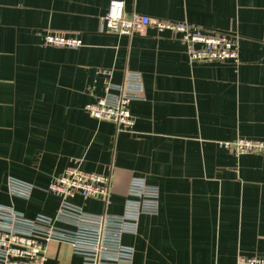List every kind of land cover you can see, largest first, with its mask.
Instances as JSON below:
<instances>
[{"label": "crops", "instance_id": "crops-1", "mask_svg": "<svg viewBox=\"0 0 264 264\" xmlns=\"http://www.w3.org/2000/svg\"><path fill=\"white\" fill-rule=\"evenodd\" d=\"M112 0H0V204L26 217L52 214V176L78 163L110 177L89 212L120 213L133 176L160 188V211L140 218L133 264H237L264 256V154L235 157L219 145L264 140V0H120L124 12L236 37L239 63L192 62L181 33L101 32ZM47 31L76 36L77 48L44 46ZM103 71L121 83L141 76L131 132L84 109L104 92ZM8 176L34 185L10 197ZM69 246L45 264H80Z\"/></svg>", "mask_w": 264, "mask_h": 264}, {"label": "built area", "instance_id": "built-area-1", "mask_svg": "<svg viewBox=\"0 0 264 264\" xmlns=\"http://www.w3.org/2000/svg\"><path fill=\"white\" fill-rule=\"evenodd\" d=\"M101 32L117 36L142 33L146 27L181 33V41L192 62L232 60L239 63L236 37L222 33H208L200 27L182 22H169L147 15L124 12L123 2L112 0L107 12L100 18ZM44 46L77 48L80 38L47 31ZM104 75V92L84 107L97 120L114 123L118 129L131 132L134 116L129 105L141 98V76L126 72L121 83ZM219 145L235 157L264 154V140L238 138L220 141ZM10 197L28 201L34 185L8 176L5 181ZM57 202L52 214L37 213L26 217L11 205L0 204V264H45L50 243L69 246L80 264H133L135 248L124 242V236L138 234L140 218L155 216L160 211V188L144 176L131 177L120 213H95L75 203L76 197L109 202L110 177L83 170L76 162L59 175L52 176L44 189ZM237 264H264V256H239Z\"/></svg>", "mask_w": 264, "mask_h": 264}, {"label": "rangeland", "instance_id": "rangeland-1", "mask_svg": "<svg viewBox=\"0 0 264 264\" xmlns=\"http://www.w3.org/2000/svg\"><path fill=\"white\" fill-rule=\"evenodd\" d=\"M123 198H125V196H123ZM57 245H58V243H50L49 246H48V251H51V250L55 249Z\"/></svg>", "mask_w": 264, "mask_h": 264}]
</instances>
